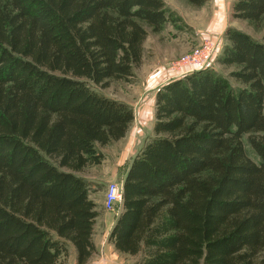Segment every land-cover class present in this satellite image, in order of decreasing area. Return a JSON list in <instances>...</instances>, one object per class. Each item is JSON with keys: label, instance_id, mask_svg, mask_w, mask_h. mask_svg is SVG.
Here are the masks:
<instances>
[{"label": "trees", "instance_id": "obj_1", "mask_svg": "<svg viewBox=\"0 0 264 264\" xmlns=\"http://www.w3.org/2000/svg\"><path fill=\"white\" fill-rule=\"evenodd\" d=\"M232 15L259 28L264 0ZM176 20L164 0H0V264H67L69 245L92 259L100 212L79 173L135 113L91 84L133 77L149 31ZM225 40L229 75L157 90L109 234L137 264H264V33L230 26Z\"/></svg>", "mask_w": 264, "mask_h": 264}, {"label": "rangeland", "instance_id": "obj_2", "mask_svg": "<svg viewBox=\"0 0 264 264\" xmlns=\"http://www.w3.org/2000/svg\"><path fill=\"white\" fill-rule=\"evenodd\" d=\"M165 3L177 20L168 24L160 33L149 31L144 44L143 63L134 69L133 77L129 80H111L106 88L91 84L104 95L129 104L135 113V120L126 137L110 145L98 146L99 163L96 161L84 171L91 176V197L96 201L100 212L96 228L101 237L109 232L111 221L113 223L116 220L122 205L118 203L114 211L105 209L107 185L116 182L122 186L134 157L153 135L155 109L153 111L154 106L150 101H153L156 91L150 90L153 87L160 89L175 80V72L170 69L172 64L200 48L206 40L215 44V52L217 51L209 60V67L223 76L229 75L232 68L221 65L217 60L224 51L225 32L230 26L241 29L258 40L263 37L264 23L257 28L248 21L233 17L234 0H209L202 7L193 6L187 0H165ZM231 82L237 85L234 79ZM106 219L110 222L106 223ZM73 249L74 246L69 245L67 264H74L70 251ZM107 259L109 264H137L136 256L122 255L119 252H107ZM104 260L101 252H98L89 263L105 264Z\"/></svg>", "mask_w": 264, "mask_h": 264}, {"label": "built area", "instance_id": "obj_3", "mask_svg": "<svg viewBox=\"0 0 264 264\" xmlns=\"http://www.w3.org/2000/svg\"><path fill=\"white\" fill-rule=\"evenodd\" d=\"M215 50L216 45L206 40L200 48L175 61L170 69L175 72L177 78H180L195 71L207 68L210 66L208 63ZM122 200L123 194L121 186L116 182H110L107 185L105 193V209L107 211H114L117 204L122 203Z\"/></svg>", "mask_w": 264, "mask_h": 264}, {"label": "crops", "instance_id": "obj_4", "mask_svg": "<svg viewBox=\"0 0 264 264\" xmlns=\"http://www.w3.org/2000/svg\"><path fill=\"white\" fill-rule=\"evenodd\" d=\"M165 1V0H164ZM168 3V2H167ZM161 72V71H160ZM153 90H155L156 91V93H157V90H158V87H153L150 91H153ZM155 101H156V96L153 98V101H150V102H152L153 103V106H154V108H153V111H154V109H155ZM155 122V121H154ZM154 125V124H153ZM91 165H93V164H91ZM90 166V165H89ZM88 166V167H89ZM87 167V168H88ZM85 171V170H84ZM81 172V173H79V175H82V176H85L90 182H91V176H88L87 174H86V172ZM120 211H121V209H120ZM97 221H98V218H97ZM97 221H96V223H97ZM107 222H110L108 219H106V223ZM114 223H115V220L113 221V223H112V221H111V225H110V230L112 229V227H113V225H114ZM110 230H109V232L106 234V235H104L103 237H101L102 235L101 234H99V230L96 228V225H95V229H94V237H93V239H94V243H95V245H96V248H97V252H96V254L98 253V252H101V254H102V256L104 257V261L106 262L105 264H109L108 263V260L109 259H107V252H111L112 254H115V253H117L118 251H116V249H115V247H114V245L109 241V234H110ZM98 235H99V237H98ZM98 238V239H97ZM71 251V253H72V259H73V261H74V264H77V258H76V249H73V250H70ZM95 255V254H94ZM93 258V257H92ZM90 262V261H89ZM88 262V264H91V263H89Z\"/></svg>", "mask_w": 264, "mask_h": 264}]
</instances>
